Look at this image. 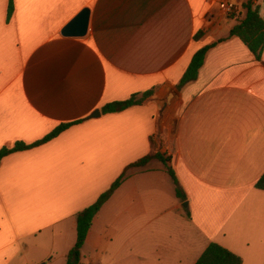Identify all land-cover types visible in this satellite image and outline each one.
Here are the masks:
<instances>
[{
    "label": "crops",
    "instance_id": "obj_1",
    "mask_svg": "<svg viewBox=\"0 0 264 264\" xmlns=\"http://www.w3.org/2000/svg\"><path fill=\"white\" fill-rule=\"evenodd\" d=\"M232 2L241 12L228 17L218 0H0V150L70 125L3 160L0 264H67L78 214L158 153L187 202L160 160L131 169L82 264H196L212 243L264 264V54L230 38L247 4L264 20V0ZM85 9L86 37H63ZM222 40L180 86L194 54ZM149 91L146 106L103 113Z\"/></svg>",
    "mask_w": 264,
    "mask_h": 264
},
{
    "label": "trees",
    "instance_id": "obj_2",
    "mask_svg": "<svg viewBox=\"0 0 264 264\" xmlns=\"http://www.w3.org/2000/svg\"><path fill=\"white\" fill-rule=\"evenodd\" d=\"M246 11L245 17L240 19L237 17L238 24L231 30L230 38H239L256 57L258 61L262 59L264 54V20L259 14L258 9H254L253 4L249 3L244 7ZM13 6L11 4L9 15L12 14ZM200 37V36H199ZM196 37V39H199ZM225 40L219 41L218 43L207 45L204 48L198 50L192 57L187 70L185 71L180 86L195 82L201 69L205 64V59L208 52L215 48L218 44L223 43ZM153 91L146 92L140 99L137 96L132 97L129 101L122 103H115L108 105L103 109L104 114L122 112L133 106H146L152 101ZM70 125H63L55 130L51 135L46 137L43 141H40L33 145H26L24 143H17L11 149L3 148L0 150V168L3 160L15 153L23 152L41 144L47 143L50 140L56 138L62 132L67 130ZM154 139V138H153ZM158 140V137L156 138ZM154 143V141H153ZM153 159H158L163 162L168 170L169 176L172 178L176 187V196L182 202H187V195L182 189L175 171L169 166L170 160L165 159L163 155H149L136 163L130 165L123 175L111 186V188L103 193L97 201L78 214L77 219V243L75 247L70 251L68 255L67 264H81L82 260V249L87 241L89 232L98 218L102 208L112 198L115 192L121 187L124 181L127 179V173L131 169H142L145 168ZM256 189L264 191V176L256 184ZM196 264H243L241 257L233 254L224 247L212 243L208 246L202 256L199 258Z\"/></svg>",
    "mask_w": 264,
    "mask_h": 264
},
{
    "label": "water",
    "instance_id": "obj_3",
    "mask_svg": "<svg viewBox=\"0 0 264 264\" xmlns=\"http://www.w3.org/2000/svg\"><path fill=\"white\" fill-rule=\"evenodd\" d=\"M91 11L83 10L75 19H73L62 31V36L65 38H84L88 34L90 24ZM173 97L170 96L166 102L163 101L162 113L166 112L172 105ZM101 116L100 111H95L90 119H97ZM186 203L184 207H187Z\"/></svg>",
    "mask_w": 264,
    "mask_h": 264
},
{
    "label": "built area",
    "instance_id": "obj_4",
    "mask_svg": "<svg viewBox=\"0 0 264 264\" xmlns=\"http://www.w3.org/2000/svg\"><path fill=\"white\" fill-rule=\"evenodd\" d=\"M218 8L224 16H234L241 12V9L232 0H218Z\"/></svg>",
    "mask_w": 264,
    "mask_h": 264
},
{
    "label": "rangeland",
    "instance_id": "obj_5",
    "mask_svg": "<svg viewBox=\"0 0 264 264\" xmlns=\"http://www.w3.org/2000/svg\"><path fill=\"white\" fill-rule=\"evenodd\" d=\"M165 125V124H164ZM81 264L84 263V256L82 255V260H81Z\"/></svg>",
    "mask_w": 264,
    "mask_h": 264
}]
</instances>
